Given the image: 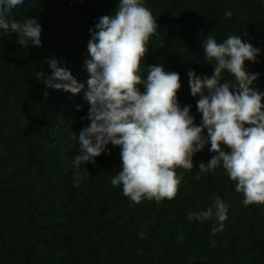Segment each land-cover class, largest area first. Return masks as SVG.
Segmentation results:
<instances>
[{"label": "trees", "instance_id": "trees-1", "mask_svg": "<svg viewBox=\"0 0 264 264\" xmlns=\"http://www.w3.org/2000/svg\"><path fill=\"white\" fill-rule=\"evenodd\" d=\"M143 2L158 29L141 72L146 77L152 64L178 72L179 105H191L196 125L199 97L191 95L187 73L212 74L203 48L209 35L218 43L241 35L260 49L255 62L245 61V69L259 73L251 87L264 92V0ZM118 3L24 0L8 17L36 18L42 46L21 47L16 33L0 35V264H264V205L244 206L243 194L235 191L222 165L199 172V163L213 155L210 142L194 154L191 170L176 169L183 178L171 200L135 203L122 185L113 186L122 162L119 146L111 143V155L102 153L95 164L81 165L83 180L77 184L73 157L79 146L71 136L89 124L81 120L89 105L83 90L73 95L46 87L35 73L41 68L50 73L47 59L55 57L86 85L89 29L98 16L114 13ZM223 75L234 80L226 71ZM217 196L227 205V219L213 234L219 223L215 216L187 217L206 210Z\"/></svg>", "mask_w": 264, "mask_h": 264}, {"label": "clouds", "instance_id": "clouds-1", "mask_svg": "<svg viewBox=\"0 0 264 264\" xmlns=\"http://www.w3.org/2000/svg\"><path fill=\"white\" fill-rule=\"evenodd\" d=\"M23 2L0 0V35L16 33L21 47H40L42 26L36 18L8 19ZM231 15L226 13L227 18ZM157 29V19L143 0H119L114 13L98 16L89 29L86 85L55 57L47 59L50 73L43 68L35 73L46 87L73 95L83 90L89 105L86 117H81L89 124L71 136L79 146L73 157L77 184L83 180L81 165L95 164L102 153L111 155L107 147L111 143L119 146L122 162L111 179L113 186L122 185L123 194L135 203L171 200L183 178L176 169L191 170L194 154L210 142L213 155L207 163H199V172H212L222 165L235 182V191L243 194L244 206L264 205V92L251 87L259 73L245 69V61L255 62L260 49L241 35H230L219 43L211 35L206 38L203 48L206 62L213 65L212 74L187 73L190 93L199 97L196 108L201 122L196 125L191 105H179L178 72L165 71L162 64L147 65L146 77L141 72L150 37ZM225 71L234 80L225 78ZM213 216L219 222L212 227L215 234L223 230L227 219V205L219 196L206 210L189 212L187 218L203 221Z\"/></svg>", "mask_w": 264, "mask_h": 264}]
</instances>
